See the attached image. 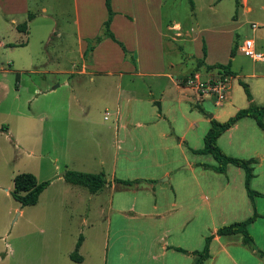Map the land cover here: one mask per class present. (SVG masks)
<instances>
[{
	"label": "rangeland",
	"instance_id": "374dc122",
	"mask_svg": "<svg viewBox=\"0 0 264 264\" xmlns=\"http://www.w3.org/2000/svg\"><path fill=\"white\" fill-rule=\"evenodd\" d=\"M135 1L134 8H141L144 0ZM169 1L176 7L167 8L168 0H164L163 19H179L195 29L192 35L198 32V26L235 27L233 41L253 39L257 51L264 53V0H248L252 9L249 13L244 12V7L235 12L233 0L218 4L213 0V8L217 9L213 17L204 9L210 0H192L196 2L194 8L190 0ZM26 5L31 20L28 14H12L6 21L0 14V23L9 28H0V40L15 44L0 47V264H104L106 256L109 259L113 255L114 247L128 239L125 235L131 226L138 228L137 224L142 222L128 218L129 214L112 211L110 203L126 209L134 199H153L162 194L144 183L134 189L116 186L115 190L103 188L91 194L85 188L66 183L63 174L103 173L111 181L112 176L132 175L123 171L124 164L132 161L141 166L147 163L144 159L151 162L156 158L163 165L172 162L175 169L187 163L179 149L169 153L158 151L156 144L146 142L145 134L129 126L120 131L121 143L117 147L113 124L116 92L103 75L81 73L93 61L92 54L83 58L78 51L73 0H27ZM80 14L82 23L83 13ZM11 19L17 25L27 22L26 32L12 29ZM251 24L263 27L252 30ZM173 44L183 47V52L186 48L192 54L200 51L194 43L187 47ZM215 60L227 62L224 56ZM105 63L98 61L100 66ZM163 65L166 67L167 60ZM251 68L256 75H264L263 62H251L237 53L233 71L249 85L255 101L264 106V78H245ZM233 85L231 104L247 102L242 87L235 81ZM138 88L148 92L145 84L139 83ZM202 107L212 110V100H203ZM106 113L108 119L104 120ZM131 113L130 107L123 109L121 117L126 125ZM186 157L190 162L194 160L189 154ZM208 159L212 161L211 157ZM25 173L49 185L36 205L21 207L12 197L13 178ZM161 179L154 183L167 188L171 185ZM170 194L173 196L172 191ZM79 239L82 241L77 254L82 261L75 262L70 255ZM134 241L145 245L143 239ZM149 256L138 264H162L163 259ZM255 256L262 261L261 255Z\"/></svg>",
	"mask_w": 264,
	"mask_h": 264
},
{
	"label": "crops",
	"instance_id": "0c3cea01",
	"mask_svg": "<svg viewBox=\"0 0 264 264\" xmlns=\"http://www.w3.org/2000/svg\"><path fill=\"white\" fill-rule=\"evenodd\" d=\"M26 1L0 0L1 16L8 21L6 18L12 14L29 15ZM216 1L218 4L222 0ZM233 1L236 6L235 12L240 7H244L245 13L251 12L248 0H238V5L235 0ZM73 2L78 51L83 56L87 48L86 40H92L100 33L107 14L104 0ZM135 2L111 0L115 14L110 23V30L134 56L137 67L134 68L128 62L116 43L110 39H103L89 54H92V65H87L86 71L81 73L90 76L103 75L105 80L113 85L116 92L114 97L116 118L113 124L117 147L121 143L119 139L121 132L127 130L129 126L134 131H139V134H145L146 142L156 144L158 151L169 153L172 149H179L187 165L175 169L172 162L163 165L156 158L151 159V162L150 159H144L147 163L141 166L132 161L123 167L124 172L132 175L119 178L112 176V182L106 180L107 185L104 188L111 190H115L116 186L122 187L115 183L116 180H142L140 184H149L154 192L162 195L153 199H134L131 206L126 209L113 207V203H110L111 208H114L112 211L129 214L128 218L142 222L137 224L138 228L131 226L129 234L125 235L128 239L124 244L114 247L113 255L109 259L106 256L104 264H138L139 260L148 258L151 254L152 258L163 259L162 264H193L196 257L192 253L201 251L205 238L211 235L213 238L209 245V258L203 264H264L263 256L262 261L255 256L258 255L256 251L264 254V222L259 224L260 221H264V131L256 126L253 119L244 118L217 140L218 147L227 156L254 161L250 187L259 195L253 200L246 194L245 176L241 168L228 165L224 173H217L210 168L217 166L211 155L192 152L203 148V138L210 127L211 118L224 122L250 104L246 96L247 102L240 101L237 106L231 104L234 100L233 81L239 86L241 81V75L233 71V67L237 53H241L239 47L243 39L233 41L234 33L237 32L235 27L225 29L198 26V32L192 35L195 29L179 19L171 17L163 19L164 0H144L143 4L140 3L141 8L137 9L134 8ZM189 3L193 8L196 6V2L192 0ZM214 4L215 2L210 0L205 5L208 8H204L211 13L210 17L217 15V9L213 8ZM166 5L167 8L176 7V4H170L169 0ZM79 8L83 13L82 23ZM96 8L97 11L94 10ZM9 22L13 24L12 29L16 30L15 20L11 19ZM0 28L9 30L3 22L0 23ZM173 42L184 44L186 47L189 43H194L196 50L200 47V51L192 54L186 48L183 52V47L177 48ZM203 44L206 48L205 57L202 52ZM8 45L15 44L6 43L4 38L0 40V47ZM234 46L236 49L231 56ZM255 48L257 50V43ZM219 56L227 58V62L215 60ZM198 59H203L207 66L226 65L230 62V70L233 72V75L227 77L229 92L226 100L220 105L213 103L212 110L202 107L203 100L208 98L199 97L188 85V80L194 76L205 81L217 74L216 71L207 72L204 67L195 71ZM165 60L166 67L163 65ZM98 61L106 63L100 66ZM245 78L257 80L263 79L264 75H256L251 68ZM139 83L148 87L147 93L138 88ZM249 91L251 94L250 88ZM251 97L253 104L261 106L252 95ZM127 107H130L132 112L128 118V125L121 117L123 109ZM209 112L211 115H207ZM106 114L108 116V113ZM107 116H104V120L108 119ZM186 154L194 160L190 162ZM208 157H211L212 161ZM158 178H163L161 182L170 181L171 185L167 188L155 184ZM138 185L128 188L134 189ZM253 214L256 218L248 225V232L256 250L244 246L240 235H215L218 228L233 222H242ZM133 239L140 241L143 239L142 243L145 245L142 246L137 241L132 242Z\"/></svg>",
	"mask_w": 264,
	"mask_h": 264
},
{
	"label": "trees",
	"instance_id": "16d2710c",
	"mask_svg": "<svg viewBox=\"0 0 264 264\" xmlns=\"http://www.w3.org/2000/svg\"><path fill=\"white\" fill-rule=\"evenodd\" d=\"M236 1V5H238V0ZM104 5L106 9V20L102 23L101 31L98 35H96L92 40H86L87 48L83 53V57L87 58L88 55L93 51L94 47L100 43L103 39H110L112 42L116 43L120 49L122 50L124 57L131 62L134 68H136V60L132 54H130L124 45L118 41L114 34L110 30V23L114 16V12L112 10L111 0H104ZM33 17L29 14L28 19L31 20ZM16 29L24 33L27 30V22L19 24L16 26ZM90 42V43H89ZM93 43V44H92ZM13 47V45H10ZM236 46H234L231 50V56L234 54ZM203 56L205 57L206 48L203 44L202 46ZM201 67L207 72L216 71L218 74L228 77L233 75V72L230 70V62L226 65L216 64L212 66H207L204 63L203 59L196 60L195 71H198ZM193 75V74H192ZM191 75V76H192ZM242 87L244 94L247 100L250 102L249 106L245 109H241L236 112L235 115L228 118L224 122H218L215 119H210V127L203 138V148L200 150L192 151L194 154L200 155H211L212 158L216 161L217 166L210 167L217 173H224L228 165H233L241 168L244 171V188L246 194L250 200H253L255 196L259 194L253 191L250 187V182L253 178V160H244L240 158L229 157L218 147L217 140L218 138L227 130H229L235 123L244 118H251L256 123V126L264 131V106H258L253 104L252 97L248 88V85L239 82ZM200 111H202L199 108ZM4 129V128H2ZM203 167H209L206 165H200ZM63 179L66 183L79 186L85 188L91 194H96L100 190H102L106 185L107 181L105 179V175L103 173L99 174H90L79 171H66L63 174ZM142 182V180H116L115 183L122 187H133L134 185H138ZM49 185V182H38L36 177L32 174H20L13 178V190L12 197L13 199L21 206H34L37 204L40 194L44 191V189ZM256 218V215L253 214L250 218L242 221V222H233L231 224L222 226L217 229L215 235L216 236H226V235H240L242 238V244L247 246L252 250H256L253 239L248 232V225L251 224ZM213 238V235L205 238L204 247L201 251H195L192 254L196 257L193 264H203L209 258V245ZM81 239L77 242L75 246V251L70 255V258L75 262H81L82 258L78 256L77 250L81 246ZM182 251V250H179ZM184 252V251H182ZM259 255L264 257V254L260 251H256Z\"/></svg>",
	"mask_w": 264,
	"mask_h": 264
},
{
	"label": "built area",
	"instance_id": "2783aa9c",
	"mask_svg": "<svg viewBox=\"0 0 264 264\" xmlns=\"http://www.w3.org/2000/svg\"><path fill=\"white\" fill-rule=\"evenodd\" d=\"M251 29H258V25L251 24ZM239 50L244 57L252 60L253 62L264 63V53L256 50L254 40H243ZM188 85L199 97L208 98L212 100L215 105L222 104L226 100L229 92L228 78L218 73L213 78L205 81H202L198 79L197 76H194L188 80Z\"/></svg>",
	"mask_w": 264,
	"mask_h": 264
}]
</instances>
